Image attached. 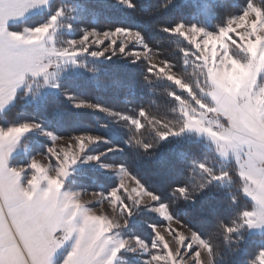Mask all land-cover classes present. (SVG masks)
Segmentation results:
<instances>
[{"label":"rangeland","instance_id":"rangeland-1","mask_svg":"<svg viewBox=\"0 0 264 264\" xmlns=\"http://www.w3.org/2000/svg\"><path fill=\"white\" fill-rule=\"evenodd\" d=\"M51 1L28 0L27 16L43 12ZM111 1L130 6L126 0ZM68 8L71 11V7ZM57 15L59 13L52 16V21L47 24L31 27L32 30L23 27L19 31L20 40L28 46L26 73L29 78L27 84L31 85L27 90L32 87L36 90L42 87L58 90L56 77L68 67H74L75 71L81 69L77 60L81 54L97 57L124 54L141 58L187 88L179 74L150 50L139 32L123 27H83L74 38L67 37L70 34L65 29L69 26V18L64 16L67 24L60 27L62 24L58 23ZM56 30L60 33L57 37ZM172 30L186 36L198 49L208 85L205 90L207 103L200 100L192 107L180 105L182 128L197 138L205 139L222 162H234L243 182V193L253 202V208L245 214V223L250 232L263 233L264 207L258 203V194L262 193L261 188L264 189L262 14L257 7L250 6L243 13L230 17L215 31L185 24H177ZM58 41L61 44H57ZM16 96V90L0 96V114L15 101ZM75 106L103 110L87 102H77ZM24 125L31 127L24 128ZM89 137L94 139L89 140ZM100 142L102 138L97 134L57 135L33 121L9 126L0 123V154L6 155V166L19 174L25 188L30 187L33 179L40 189H46L50 180H57L58 205L67 204L64 220L71 216L77 227L67 239L63 221L52 232V238L61 243L52 252L50 264H65L80 239V227L85 228L86 239L93 245L94 264H104L109 258L111 264H120L119 251L126 258L124 264H214L207 242L195 230L173 217L165 203L159 201L157 195L124 165L111 160L115 147H107ZM34 164L39 167H34ZM81 165L94 166L112 181L105 183L106 188L102 190L67 189L66 180H70ZM97 180L104 182L103 179ZM85 214L96 219L85 223ZM10 227L20 256L26 264H34L32 253L15 225ZM43 228L46 230L47 224ZM262 255L264 248L254 264H264Z\"/></svg>","mask_w":264,"mask_h":264},{"label":"trees","instance_id":"trees-1","mask_svg":"<svg viewBox=\"0 0 264 264\" xmlns=\"http://www.w3.org/2000/svg\"><path fill=\"white\" fill-rule=\"evenodd\" d=\"M126 2L129 7L111 0H52L43 12L7 27L21 30L47 24L59 13L56 19L60 27L67 24L64 16L69 18L67 37L74 38L83 27L135 30L150 50L179 74L187 88L141 58L81 54L77 57L81 69L68 67L56 77L58 90H27L31 84H25L0 114V123L9 126L33 121L57 135H99L102 145L116 148L111 160L124 165L165 203L173 217L207 242L214 264H254L264 248V232L248 230L245 213L253 202L243 193L234 162H222L205 139L182 128L180 105L192 107L200 100L207 103L208 85L198 49L172 29L185 24L215 31L250 6L257 7L264 19V0ZM58 34L56 30V37ZM77 102L98 105L103 110L78 108ZM70 180H66L67 189L102 190L112 181L91 165L79 166ZM120 256L119 263H126L121 251Z\"/></svg>","mask_w":264,"mask_h":264},{"label":"snow or ice","instance_id":"snow-or-ice-1","mask_svg":"<svg viewBox=\"0 0 264 264\" xmlns=\"http://www.w3.org/2000/svg\"><path fill=\"white\" fill-rule=\"evenodd\" d=\"M28 127L31 125H24V128ZM92 139L94 138L89 137V140ZM33 166L39 167L35 164ZM58 187L59 182L55 179L50 180L46 189H40L35 179L29 188L23 187L19 174L6 166V155L0 154V264H19L20 261L10 225H15L16 231L24 239L32 253L34 264H50L52 252L61 243L52 238L51 234L61 221L67 233L65 239L77 230L71 216L64 220L67 204L58 205L55 192V188ZM180 191L184 192L185 189L181 188ZM152 199L155 200L156 197L153 196ZM261 204H264V200H261ZM89 219L96 218L85 214V223ZM44 224H47L46 230L43 228ZM78 230L80 239L65 264H94L93 245L86 239L85 228L80 227ZM261 258L264 259V255ZM104 264H111V258Z\"/></svg>","mask_w":264,"mask_h":264},{"label":"crops","instance_id":"crops-1","mask_svg":"<svg viewBox=\"0 0 264 264\" xmlns=\"http://www.w3.org/2000/svg\"><path fill=\"white\" fill-rule=\"evenodd\" d=\"M27 5L28 0H0V96L13 90L17 94L27 84L28 46L20 40V30L7 27L8 24L27 17ZM260 191L262 193L258 194V203L264 200V189L261 188ZM17 251L19 264H26L19 250Z\"/></svg>","mask_w":264,"mask_h":264},{"label":"bare ground","instance_id":"bare-ground-1","mask_svg":"<svg viewBox=\"0 0 264 264\" xmlns=\"http://www.w3.org/2000/svg\"><path fill=\"white\" fill-rule=\"evenodd\" d=\"M43 24V23H42ZM202 64V63H201Z\"/></svg>","mask_w":264,"mask_h":264}]
</instances>
